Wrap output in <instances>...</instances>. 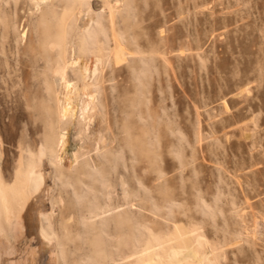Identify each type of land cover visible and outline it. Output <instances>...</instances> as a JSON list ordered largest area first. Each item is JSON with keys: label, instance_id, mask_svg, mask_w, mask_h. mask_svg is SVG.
Returning <instances> with one entry per match:
<instances>
[{"label": "rangeland", "instance_id": "374dc122", "mask_svg": "<svg viewBox=\"0 0 264 264\" xmlns=\"http://www.w3.org/2000/svg\"><path fill=\"white\" fill-rule=\"evenodd\" d=\"M95 52L102 83L88 91L110 142L80 159L81 176L67 159L62 173L46 164L57 263L148 264L157 252L170 264L185 239L202 264H264V0H0L7 180L18 144L34 153L49 135L57 62L93 66ZM54 127L69 133L66 147L88 136L71 121Z\"/></svg>", "mask_w": 264, "mask_h": 264}, {"label": "bare ground", "instance_id": "6f19581e", "mask_svg": "<svg viewBox=\"0 0 264 264\" xmlns=\"http://www.w3.org/2000/svg\"><path fill=\"white\" fill-rule=\"evenodd\" d=\"M86 32H88V36H84L85 38L94 41L97 37L95 33L92 35L89 33L90 31ZM24 34L25 32H23ZM51 45H53L52 42ZM86 46L89 45L86 43L84 47ZM59 51L64 52L60 49ZM94 57L95 63L89 67L86 64H81V62L79 64L77 58L57 62L54 73L57 76L58 89L53 93L55 111L49 115L51 118L53 117L49 121V135L42 139L34 153L29 151L26 145L18 144L21 153L10 180L6 179L0 165V264H58L60 262L57 261L58 250L55 237L44 226V221L51 211H49L50 207L47 208L45 204L48 189H50L46 182L47 171L45 169L48 163L59 167L62 173L64 165L61 161L64 158L67 159L68 165L66 166L68 169L81 176L87 171L83 168L80 159L87 152L89 155L90 150L98 152L107 147L110 142L109 136L111 135L106 134L109 132L108 130L106 132L107 123L98 114L100 109L97 106L96 90L88 91L90 85H99V82L102 81L100 72L102 71L103 57L97 52H95ZM109 57L115 65H119L125 60L124 48L119 41L113 42L109 50ZM74 66L77 67L79 79L82 81L81 90L76 96H73V93H75L74 89L78 87V84L76 83V86L73 81L66 77L67 70ZM91 78L92 82L90 81ZM74 99L75 103H73ZM119 110L117 109V111ZM117 116V123L119 124L120 118L119 115ZM63 120L82 124L83 130L85 134L87 132L88 136L81 142L71 143L66 147L65 144L68 142L65 135L69 133L67 130L66 132L64 130L59 131V128L54 127L56 123L63 122ZM60 150L62 153H59ZM24 151L29 153L24 154ZM93 160L95 163L93 162L89 167L95 171L99 169L102 160L100 158ZM87 161L85 162L87 163ZM198 242L199 245L202 244L201 241L198 240ZM171 255L173 260L170 264H202L204 259H208L207 255H203L199 257L201 260L197 259V262L196 250L187 245L185 239L182 240L180 246L171 249ZM148 264H162L157 252L152 254Z\"/></svg>", "mask_w": 264, "mask_h": 264}]
</instances>
